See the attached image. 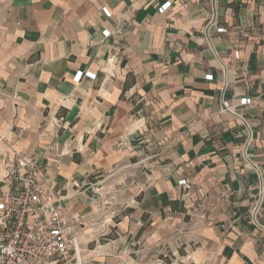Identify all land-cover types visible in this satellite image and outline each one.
I'll return each instance as SVG.
<instances>
[{"label":"crops","instance_id":"crops-1","mask_svg":"<svg viewBox=\"0 0 264 264\" xmlns=\"http://www.w3.org/2000/svg\"><path fill=\"white\" fill-rule=\"evenodd\" d=\"M15 152L79 264H264V0H0L1 189Z\"/></svg>","mask_w":264,"mask_h":264},{"label":"built area","instance_id":"built-area-1","mask_svg":"<svg viewBox=\"0 0 264 264\" xmlns=\"http://www.w3.org/2000/svg\"><path fill=\"white\" fill-rule=\"evenodd\" d=\"M168 6L169 3L161 5L159 11ZM102 11L109 15L106 8ZM217 31L225 32L226 29L218 27ZM103 33L105 36L109 34L106 30ZM81 75L82 72L78 71L73 79L77 81ZM205 77L211 79L212 74ZM250 102V98L243 97L238 100V105ZM233 108L227 103L223 106L224 111H233ZM40 170L35 155L15 152L4 171V188H0V264H42L76 258L80 245V218L67 211L61 193L40 179ZM186 183V179L178 181L180 185ZM86 184L92 193L91 203H100L99 181H87ZM262 200L260 196L251 210L255 223Z\"/></svg>","mask_w":264,"mask_h":264},{"label":"rangeland","instance_id":"rangeland-1","mask_svg":"<svg viewBox=\"0 0 264 264\" xmlns=\"http://www.w3.org/2000/svg\"><path fill=\"white\" fill-rule=\"evenodd\" d=\"M88 237H90V236H88ZM88 237L86 236V238H88ZM81 241H86V240H83L81 237L79 238V242H80L79 246H80L81 254L83 255V257H84L85 254L90 253L88 250H90L91 248L95 249L97 245L104 244L105 242H108V241H105L102 238L101 239L98 238V240L96 241L97 245L95 243H94V245L92 243H88V245H87L88 248H87V247H85V245H82ZM97 249H99V247ZM83 259L84 258H82V264H91L90 263L91 262L90 260H92L91 256L89 258H86V260H85L86 263H84ZM163 262H164L163 264H167V261H163ZM169 262L171 263V261H169ZM42 264H77V259L70 257V258H66V259H59L58 261H46V262H44Z\"/></svg>","mask_w":264,"mask_h":264},{"label":"bare ground","instance_id":"bare-ground-1","mask_svg":"<svg viewBox=\"0 0 264 264\" xmlns=\"http://www.w3.org/2000/svg\"><path fill=\"white\" fill-rule=\"evenodd\" d=\"M78 252H79V245L77 246V253H76L77 264H79V263H78Z\"/></svg>","mask_w":264,"mask_h":264}]
</instances>
